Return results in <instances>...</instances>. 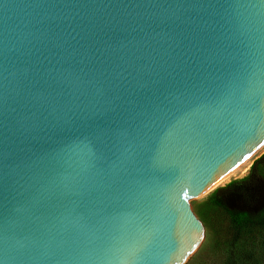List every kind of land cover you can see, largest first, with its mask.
Returning a JSON list of instances; mask_svg holds the SVG:
<instances>
[{"label":"water","instance_id":"1","mask_svg":"<svg viewBox=\"0 0 264 264\" xmlns=\"http://www.w3.org/2000/svg\"><path fill=\"white\" fill-rule=\"evenodd\" d=\"M262 141L264 0H0V264H184Z\"/></svg>","mask_w":264,"mask_h":264},{"label":"trees","instance_id":"2","mask_svg":"<svg viewBox=\"0 0 264 264\" xmlns=\"http://www.w3.org/2000/svg\"><path fill=\"white\" fill-rule=\"evenodd\" d=\"M264 153L254 159L247 173L208 195L206 202L224 213L230 238L223 264H264V253L256 254V244L246 238L261 234L264 251Z\"/></svg>","mask_w":264,"mask_h":264},{"label":"rangeland","instance_id":"3","mask_svg":"<svg viewBox=\"0 0 264 264\" xmlns=\"http://www.w3.org/2000/svg\"><path fill=\"white\" fill-rule=\"evenodd\" d=\"M264 149L255 155L241 170L236 172L234 176L230 177L224 184L243 177L251 165L252 161L262 155ZM262 172L264 173V167H262ZM212 192V191H211ZM210 192L206 195H196L189 196L185 199L191 213L195 219L201 225V235L195 248L188 253L185 258L184 264H223L226 252L229 249L228 240L230 238V233L227 226L226 217L223 212L211 207L207 204L206 199ZM262 235L258 234L255 237L246 238L245 241H250L252 244H256V254L261 260L259 254H263L262 245L260 241L262 240Z\"/></svg>","mask_w":264,"mask_h":264},{"label":"bare ground","instance_id":"4","mask_svg":"<svg viewBox=\"0 0 264 264\" xmlns=\"http://www.w3.org/2000/svg\"><path fill=\"white\" fill-rule=\"evenodd\" d=\"M264 149V141L259 143L251 152L246 154L241 160H239L233 167L223 173L211 186L205 189L199 196L206 195L211 189L217 187L226 182L230 177L234 176L236 172L241 170L255 155Z\"/></svg>","mask_w":264,"mask_h":264}]
</instances>
